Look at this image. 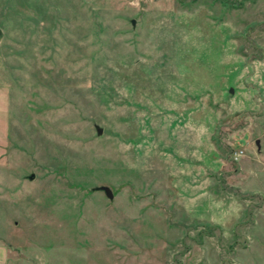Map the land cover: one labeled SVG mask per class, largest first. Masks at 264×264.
Returning <instances> with one entry per match:
<instances>
[{
	"label": "rangeland",
	"instance_id": "374dc122",
	"mask_svg": "<svg viewBox=\"0 0 264 264\" xmlns=\"http://www.w3.org/2000/svg\"><path fill=\"white\" fill-rule=\"evenodd\" d=\"M0 31L6 264H264V0H0Z\"/></svg>",
	"mask_w": 264,
	"mask_h": 264
},
{
	"label": "water",
	"instance_id": "95a60500",
	"mask_svg": "<svg viewBox=\"0 0 264 264\" xmlns=\"http://www.w3.org/2000/svg\"><path fill=\"white\" fill-rule=\"evenodd\" d=\"M132 24H134L133 20L131 21ZM0 36H1V31H0ZM98 132H100V129L98 128ZM99 189L104 190V192L106 193L107 197L111 198L112 197V193L111 190L108 186H100Z\"/></svg>",
	"mask_w": 264,
	"mask_h": 264
},
{
	"label": "crops",
	"instance_id": "0c3cea01",
	"mask_svg": "<svg viewBox=\"0 0 264 264\" xmlns=\"http://www.w3.org/2000/svg\"><path fill=\"white\" fill-rule=\"evenodd\" d=\"M3 254H4V248L3 246H0V264H6L5 261L3 260L4 259Z\"/></svg>",
	"mask_w": 264,
	"mask_h": 264
}]
</instances>
